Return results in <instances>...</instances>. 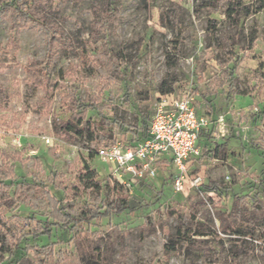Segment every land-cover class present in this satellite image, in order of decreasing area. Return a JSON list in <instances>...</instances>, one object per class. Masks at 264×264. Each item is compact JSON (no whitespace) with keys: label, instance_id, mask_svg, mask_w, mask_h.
I'll list each match as a JSON object with an SVG mask.
<instances>
[{"label":"rangeland","instance_id":"obj_1","mask_svg":"<svg viewBox=\"0 0 264 264\" xmlns=\"http://www.w3.org/2000/svg\"><path fill=\"white\" fill-rule=\"evenodd\" d=\"M104 1L50 0L53 17L73 45L72 49L56 50L52 71L79 64L80 50L92 32L95 9H101ZM172 1L181 7L180 30L160 23L162 11ZM208 2L118 0L117 14L108 32L109 41L115 50L128 55L137 53L135 63L126 68L118 82L109 86L105 85L107 71L100 66L81 78L70 80L68 76L70 87L82 98L86 93L101 95L87 116L97 121L106 118L114 121L106 129L113 130L116 139L124 144L138 141L148 130L164 79L176 78V90L193 95L197 110L209 121L199 140L201 156L191 171L204 176V193L197 189L189 193L177 191L172 182L171 164L162 166L152 180L122 178L132 185L124 184L114 198L128 199L132 211L112 213L91 222L53 223L46 191L60 200L64 212L73 218L83 216L86 203L96 194L79 181L83 159L88 158L103 185L100 206L104 210L103 205L109 202L105 185L109 180V165L98 156L89 158L102 145L85 137L70 139L62 133L55 119H65L69 113L61 102L60 92H55L53 100L45 103L44 90L28 77V64L46 57L47 42L42 28L31 23L15 31L14 14L0 16V45L15 39L20 47L16 61L0 69V87L7 96L0 106V148L18 155L9 162L16 164V182L27 183L24 190L17 192L16 185H12L10 194L17 202L1 212L5 224L0 225V230L17 226L31 246L16 264H87L92 250L86 235L103 252L111 239L110 254L120 264H211V252L187 245L185 241L169 256L164 254L170 234L176 233L179 226L183 233L193 232L200 222L208 226L209 232H219L227 249L232 246L237 236L222 231L220 213L230 210L235 195L258 194L264 198V82L257 77L258 72L264 74L261 36L264 7L241 18L240 27L245 34L256 36L255 47L242 51L240 46L245 42L235 46L242 59L233 80L221 87L215 82L221 71L217 57L231 47L229 37L234 30L224 14L208 13ZM244 2L259 5V0ZM210 18L218 21L213 32L208 30ZM96 44H101L100 38ZM236 87L248 94H236ZM215 142H227L225 158H214L209 152ZM210 181H216L218 186L207 194ZM115 229L122 235L116 237ZM255 234V239L247 237L244 244L253 248L256 255L241 254L240 264H262L259 255H264V238L260 235L264 231L258 228ZM7 259L8 251H5L0 261ZM224 260L228 261L226 250Z\"/></svg>","mask_w":264,"mask_h":264},{"label":"trees","instance_id":"obj_2","mask_svg":"<svg viewBox=\"0 0 264 264\" xmlns=\"http://www.w3.org/2000/svg\"><path fill=\"white\" fill-rule=\"evenodd\" d=\"M117 1L105 0L101 9L96 7L92 32L86 45L80 50L79 64L69 69L61 68L52 71L50 66L56 50L59 47L72 49L73 45L60 30L57 21L53 17L52 9L49 6L50 0H0V16L9 12L13 13L14 22L12 27L15 31H20L31 23L41 27L44 31L47 42L46 57L42 61L29 63L26 71L32 83L44 90L43 102H51L54 98V93L60 92L61 102L69 115L65 119H55L54 123L58 124L61 132L70 139L85 137L89 141H97L102 146L118 141L112 132L113 130L106 129L114 121L109 120V118L97 121L87 116L88 111L101 100V95L86 93L85 97L82 98L70 87L67 79L68 76H71L70 80L73 77L81 78V76H86L93 68L100 66L107 71L105 85L109 86L113 82H118L123 77L126 68L135 63L137 53L128 55L121 50H115L109 41L108 32L117 14ZM206 7L209 14L218 12L224 14L229 19L230 26L234 30L229 37L231 47L225 51L224 55L217 57V63L221 66V71L215 77V82L218 86L223 87L233 80V74L242 59L235 52V46L245 42V45L240 46L242 51L251 50L255 47V34L246 35L240 27V20L243 16L260 11L264 7V0H259V5L257 6L245 3L244 0H210ZM160 23L165 27L180 30L182 27L180 5L174 1L170 2L167 9L163 10L160 15ZM217 23L216 19L210 18L208 30L213 32ZM261 36L264 39V28ZM98 38L101 39L99 46L96 44ZM19 49L20 47L15 39L9 40L5 45H0V69L7 68L16 61ZM170 63H174V61ZM257 77L260 82H264V74L262 72H258ZM176 84V78H172L170 81L164 79L160 83L159 92L162 95L171 94L176 90ZM231 86L233 85L231 84ZM234 91L236 94H248L246 90L238 87ZM5 101H7V96L3 88L0 87V106ZM148 135L149 128L140 139ZM209 152L214 158H225L227 142H215L214 148L209 150ZM17 156L16 153L12 154L0 148V158L3 161L0 164V225L5 224L1 216L2 210L11 209L17 202V199L10 194L12 185H16L15 192H17L24 190L27 184L25 182H16L15 180L16 164L15 162L10 163L9 160H16ZM94 156H96V150L89 154V158ZM79 181L84 187L92 188L96 191V194L90 197V202L86 203L84 215L79 218H73L69 213L64 212L60 200L51 196L49 191H46L49 206H51L50 216L53 223H59L62 220H65L66 223L91 222L95 218L108 216L112 213L121 214L126 210L132 211L128 199L114 198V195L123 189L124 184L111 175H109V180L105 184L108 187L107 198L109 202L103 205L105 208L102 210L100 204L103 201V185L88 158L83 159V169L79 176ZM215 186H218V183L210 181L206 188L209 191H213L216 188ZM73 187L78 188L76 185ZM202 190H204V185ZM168 211L170 214L175 213L174 210ZM220 217L222 231L237 236L235 240L233 239L234 241L229 249L226 248L225 241L220 237L219 232H209L208 226L204 222H200L193 232L183 233L181 226H179L176 233L169 235L164 254L169 256L172 252L177 251L180 242L185 241L187 245L211 252L213 258L211 264H225L228 262L229 264H240L239 256L241 254L244 256L248 254L256 255L254 249L245 246L244 242L247 241V237L255 239L257 237L255 232L258 228H262L264 231V198L259 197L258 194L254 196L249 194L235 195L230 210L221 212ZM115 230L117 231L116 237L122 235L118 234L119 230ZM208 236H211V238H208ZM85 237L88 246L92 250L87 264H120L121 261L112 258L110 254L111 239L106 242V248L103 252L100 249V245L93 244V241L87 235ZM260 237L264 238V234L260 235ZM27 241V237L19 232L17 226H8L6 230H0V255L8 251V259L4 262L0 261V264H16L25 250L31 248ZM225 250L227 251V262H224ZM259 257L262 264H264V255H259Z\"/></svg>","mask_w":264,"mask_h":264},{"label":"built area","instance_id":"obj_3","mask_svg":"<svg viewBox=\"0 0 264 264\" xmlns=\"http://www.w3.org/2000/svg\"><path fill=\"white\" fill-rule=\"evenodd\" d=\"M208 123V118L197 110L194 96L175 90L160 96L147 137L132 144L118 140L100 146L96 156L109 165L110 175L122 184L132 185L122 180L124 176L152 180L162 166L171 164L172 182L177 191L189 193L197 189L204 193V176L191 171L201 156L198 140Z\"/></svg>","mask_w":264,"mask_h":264},{"label":"crops","instance_id":"obj_4","mask_svg":"<svg viewBox=\"0 0 264 264\" xmlns=\"http://www.w3.org/2000/svg\"><path fill=\"white\" fill-rule=\"evenodd\" d=\"M201 137H202V134H200L199 140L201 139ZM199 140H198V143H199ZM197 159H198V158H197Z\"/></svg>","mask_w":264,"mask_h":264}]
</instances>
